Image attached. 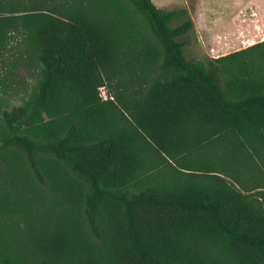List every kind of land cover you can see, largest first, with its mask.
Segmentation results:
<instances>
[{"label":"trees","instance_id":"1","mask_svg":"<svg viewBox=\"0 0 264 264\" xmlns=\"http://www.w3.org/2000/svg\"><path fill=\"white\" fill-rule=\"evenodd\" d=\"M193 30L0 0V264H264V41L194 61Z\"/></svg>","mask_w":264,"mask_h":264},{"label":"rangeland","instance_id":"2","mask_svg":"<svg viewBox=\"0 0 264 264\" xmlns=\"http://www.w3.org/2000/svg\"><path fill=\"white\" fill-rule=\"evenodd\" d=\"M206 3L205 9V16L202 17L201 14L198 13V4L200 0H154L155 4H158L160 8L173 10V9H180V8H187L190 12L193 13L194 18L198 21H202L204 24V36L206 39L205 45L199 43L198 36L193 31H190L186 35L179 38V40H183L185 42L184 53L188 59L194 61H206L208 57H213L215 54L213 53V48L210 46L209 43H212L214 37L219 34L223 33L224 31L230 30L235 27L234 19L237 17L238 19L242 20H251V19H262L264 15V9L260 6L259 2H253L252 6L248 5L247 8L240 10V7L243 5H247L250 0H204ZM242 1V2H241ZM237 6V8L234 6ZM242 5V6H240ZM234 6V7H233ZM247 9V10H246ZM191 16V14H190ZM184 18L173 20L171 25L173 27L181 24ZM259 38H246L244 36L240 37L237 40V46L227 47L225 52H234L240 49L246 48V46H250L258 42ZM209 44V45H208ZM215 58V57H214ZM23 70L19 71V75L17 79L28 80L31 84V78L29 73L26 69L22 68ZM14 80V77L10 78ZM6 79L0 80V88L2 85V81ZM8 81V80H6ZM9 83V82H8ZM108 88L103 87L101 88V93L103 98L107 99L109 97ZM2 96H6V94H2ZM4 97V98H5ZM10 100V98H7Z\"/></svg>","mask_w":264,"mask_h":264},{"label":"crops","instance_id":"3","mask_svg":"<svg viewBox=\"0 0 264 264\" xmlns=\"http://www.w3.org/2000/svg\"><path fill=\"white\" fill-rule=\"evenodd\" d=\"M154 1V0H152ZM244 1V0H242ZM241 1V2H242ZM259 2L260 6L263 7L264 9V0H250L249 2H247V5H240L242 7H240V10L247 8L248 5L251 7L253 2ZM155 3V2H154ZM158 7L159 5L156 4ZM206 3L204 0H200L199 4H198V13L202 15V17L204 18L205 16V9H206ZM234 6L237 8V6L234 4ZM233 6V7H234ZM160 8V7H159ZM163 9V8H162ZM247 10V9H246ZM191 14V18L194 22L195 25V33L198 36L199 39V43L202 45H205V41L204 39V24L202 23V21H198L197 19L194 18V15L192 12H190ZM235 21V27L224 31L223 33H219L214 37V40L212 43H209L210 46H212L213 48V53L215 54V56L213 57H220L223 55L228 54L229 52H225L226 49H229L227 47H233V46H237V40L244 36L246 38H259L258 42H262L264 41V15L262 17V19H251V20H245L244 22L240 19H238L237 17L234 19ZM208 44V45H209ZM253 45V44H252ZM250 45V46H252ZM206 46V45H205ZM249 47V46H248ZM247 48V46H246ZM231 53V52H230Z\"/></svg>","mask_w":264,"mask_h":264}]
</instances>
